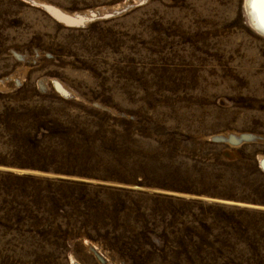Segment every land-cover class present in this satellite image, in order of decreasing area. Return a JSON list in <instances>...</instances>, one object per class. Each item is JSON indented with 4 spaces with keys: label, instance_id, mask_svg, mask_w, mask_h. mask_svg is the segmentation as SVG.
Here are the masks:
<instances>
[{
    "label": "rangeland",
    "instance_id": "obj_1",
    "mask_svg": "<svg viewBox=\"0 0 264 264\" xmlns=\"http://www.w3.org/2000/svg\"><path fill=\"white\" fill-rule=\"evenodd\" d=\"M0 116V264H194L175 255L197 249L264 264L263 198L241 184L264 173V36L246 0H0ZM123 120L212 153L179 170L200 192L118 182L122 149L102 143ZM51 156L64 173L28 167ZM76 159L81 175L64 170Z\"/></svg>",
    "mask_w": 264,
    "mask_h": 264
},
{
    "label": "trees",
    "instance_id": "obj_2",
    "mask_svg": "<svg viewBox=\"0 0 264 264\" xmlns=\"http://www.w3.org/2000/svg\"><path fill=\"white\" fill-rule=\"evenodd\" d=\"M2 31V29H1ZM44 50H48L47 48H43ZM8 74V72L3 73ZM2 116H0V125H2ZM125 121V126H122L123 131L122 132H116V137L112 140V130L110 131V139H108L106 142H103L104 148L108 151H112V144L116 146L118 149L121 147L123 152L125 154L131 153V156L129 158H124L122 155V150H119L118 155H120V158L116 160V168L119 170L124 171L125 177L117 179L118 182H122L129 185H142V186H148L153 188H163L166 190H171L172 192H179V193H190V194H196L200 192V189L197 187H194L192 191L190 188L192 186H199L197 182H194V179L191 178L189 169L184 168V173L180 172L185 165H188L190 163H196L200 164V162H205L207 164H211V160L216 158L213 156L212 153L209 154L211 158L207 156H200L195 155L194 151H191L189 149V145L191 142V137H187L188 135H185L186 137L183 142L178 141L176 139L177 133L174 131L167 129L165 126H159L154 127L150 125H141V124H135L133 122L123 120ZM8 122V127H9ZM1 127V126H0ZM10 130H13V128L9 127ZM7 132H12L8 131ZM49 129L42 127L41 133L37 136V139L39 137L45 136V138L50 137L48 135ZM118 139H122L120 143H118ZM179 142V143H178ZM184 146V150L181 151V145ZM208 145H218L220 143H205ZM123 145V146H122ZM31 148V147H28ZM29 153H32V150L29 149ZM33 154V153H32ZM241 154L243 158H248L244 155V151H241ZM257 153H254L252 156V160L258 165L257 160ZM57 156H51L49 158L50 167H42L41 165H30L28 164L29 168H46L49 170H56L57 173H64V171H61L62 169L58 165ZM78 159L74 160L73 163L69 164L67 169L64 170H74L70 171L74 174L81 175L80 173H77L75 170H83L86 169L88 164L86 161L80 162L77 161ZM240 163V162H239ZM57 167L58 169H55ZM240 171L244 170V167L239 168ZM44 170V169H43ZM198 173V172H197ZM202 176V175H201ZM224 175H210L209 177L203 176L204 179L209 180L210 182L215 181V183L222 184L225 181ZM261 178L255 183L251 182L249 179L251 177L253 179L254 176L248 174L245 175L244 179L247 180L248 183L241 182V184H249L250 187L253 188L251 190V194L253 196H259L260 198H263L262 201L264 203V173H260ZM117 178V177H114ZM244 180V181H245ZM71 183V182H70ZM202 183V182H200ZM73 185H77L76 183H71ZM84 185V184H83ZM74 187V186H72ZM158 198H162L164 200H174L177 203H183L190 206H194L197 200H194L192 198L187 197H180L177 195H170V194H162L160 197L156 195ZM248 200V199H247ZM201 221V220H200ZM196 240L194 238H191L190 242ZM199 242H193L191 246L198 245ZM155 256L157 255L155 252H153ZM179 257H178V256ZM176 258L181 257V262H191L194 264H206V261L209 260L211 257H214L215 254L210 255L205 253L202 250H195L192 252H178ZM184 255V256H183ZM161 258V257H160ZM194 259V260H192Z\"/></svg>",
    "mask_w": 264,
    "mask_h": 264
},
{
    "label": "bare ground",
    "instance_id": "obj_3",
    "mask_svg": "<svg viewBox=\"0 0 264 264\" xmlns=\"http://www.w3.org/2000/svg\"><path fill=\"white\" fill-rule=\"evenodd\" d=\"M246 8L249 12L252 26L257 32L264 36V0H246ZM44 9L51 13L55 12L51 7H44Z\"/></svg>",
    "mask_w": 264,
    "mask_h": 264
}]
</instances>
